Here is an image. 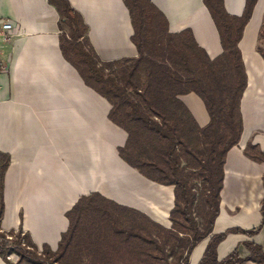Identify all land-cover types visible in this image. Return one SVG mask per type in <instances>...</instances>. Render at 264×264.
<instances>
[{
	"label": "trees",
	"instance_id": "trees-1",
	"mask_svg": "<svg viewBox=\"0 0 264 264\" xmlns=\"http://www.w3.org/2000/svg\"><path fill=\"white\" fill-rule=\"evenodd\" d=\"M201 1L219 35L223 51L218 57H209L191 28L169 31L167 18L150 0H123L137 55L98 64L95 51L84 46L83 40L88 39L82 16L67 0H48L59 14L63 57L87 86L111 104L108 119L127 134L117 148L119 157L147 179L173 186L171 225L164 227L139 210L91 192L80 196L66 212L68 227L54 251L43 244L39 252L29 235L22 237L21 228L12 241L1 238L0 257L7 264L12 253L18 256V264H188L194 247L207 237L197 264H264L262 247L252 241L243 243L248 250L245 257L236 247L224 259L217 258V246L228 233L252 236L259 232L264 198L262 220L256 228L213 233L225 156L239 142L243 128L240 100L246 74L238 42L257 0H244L238 16L226 10L224 0ZM63 23L67 32L61 28ZM259 36L264 41V14ZM62 40L67 41L78 66L70 61ZM258 49L264 57L263 48ZM113 68L117 70L107 72ZM189 92L201 98L208 112L209 122L203 127L178 98ZM244 154L264 162V152L252 142ZM8 163L9 155L0 152V219ZM195 177L204 183L200 200L192 183Z\"/></svg>",
	"mask_w": 264,
	"mask_h": 264
},
{
	"label": "crops",
	"instance_id": "crops-1",
	"mask_svg": "<svg viewBox=\"0 0 264 264\" xmlns=\"http://www.w3.org/2000/svg\"><path fill=\"white\" fill-rule=\"evenodd\" d=\"M67 1L82 16L86 37L103 60L137 55L123 0ZM150 1L167 18L169 31L189 27L211 59L222 53L207 9V13L201 7L194 9L196 22L179 28L171 9L161 0ZM224 5L230 14L238 16L244 0H224ZM263 14L264 0H257L238 42L246 74L240 100L243 128L240 148L233 146L225 156L220 209L213 233L233 227L256 228L262 220L264 162L251 160L244 149L252 142L264 152V57L258 49L264 50L259 36ZM0 16L18 25L17 33L2 43L0 64V152L9 155L3 178V227L14 231L21 228L37 247L47 244L54 251L68 227L66 212L80 196L91 192L170 227L173 186L147 179L119 157L117 148L127 137L122 128L125 136H119L117 144L92 130V88L61 53L55 7L48 0H0ZM178 98L199 126L209 122L198 95L189 92ZM109 109L106 120L112 123ZM110 184L116 191H99ZM207 241L208 237L194 247L188 264L199 262ZM246 241L255 242L264 251V223L252 236L228 233L217 246L218 260L236 247L241 257L248 255L243 245ZM0 264L7 263L0 257Z\"/></svg>",
	"mask_w": 264,
	"mask_h": 264
},
{
	"label": "rangeland",
	"instance_id": "rangeland-1",
	"mask_svg": "<svg viewBox=\"0 0 264 264\" xmlns=\"http://www.w3.org/2000/svg\"><path fill=\"white\" fill-rule=\"evenodd\" d=\"M161 2L165 4L169 8V10L170 9L172 10L173 14L176 16V20L174 21L179 26V28L187 24H191V23L193 24L196 22L193 19L194 9L201 7V9H203L204 12L207 13V10L204 4L202 5L201 0H161ZM61 28H63L64 31L66 30V32L68 30L65 23L61 25ZM59 32L61 33V31ZM24 36L26 35H24L23 33V37ZM62 42H63L62 48L67 53L70 61H72L76 66H78L77 64L79 62L78 61L74 62L75 59L73 58V56H71L72 55L71 48L68 45L67 41L62 40ZM83 43H84L86 50L91 51L93 49L95 51L98 64H102L105 62V60L101 58V56L97 53L94 46L89 42V40H83ZM261 44L264 46L263 40H261ZM116 70L117 68H113L111 70L107 69V72L112 73V72H115ZM105 100L106 99L100 97L98 93L92 89V99L90 101V109H91V115H92L91 116L92 130L96 132L97 134H99V136H106V139L108 138L117 144L119 141V136H125V133L123 132L121 128L119 127L115 128V126H113L112 123L106 120V114H107L108 109L111 107V104L107 100H106L107 102ZM234 147L240 148V145L237 143ZM117 183L120 184L121 181L118 180ZM192 183L196 189L197 198L200 200L201 194L204 192V183L198 177H195ZM113 185L114 184H110V186L103 185L101 189L100 190L98 189V190L103 193H111L113 191H116V188ZM195 215L197 216V219L200 221L198 208L195 209ZM16 232L17 231L4 228L2 218L0 219V239L2 238V239H7L9 241H12L14 239ZM21 232H22L21 233L22 237H25L26 235H28V233L23 230H21ZM21 242L23 245L25 244V241L23 238ZM38 251L39 252L41 251V247H38ZM7 258L9 260V264H18V256L16 254L12 253ZM171 258H173L172 255L170 259ZM20 264H25V263L23 262Z\"/></svg>",
	"mask_w": 264,
	"mask_h": 264
},
{
	"label": "built area",
	"instance_id": "built-area-1",
	"mask_svg": "<svg viewBox=\"0 0 264 264\" xmlns=\"http://www.w3.org/2000/svg\"><path fill=\"white\" fill-rule=\"evenodd\" d=\"M18 25L10 18L0 16V64L2 62V43L17 33ZM1 66V65H0Z\"/></svg>",
	"mask_w": 264,
	"mask_h": 264
}]
</instances>
